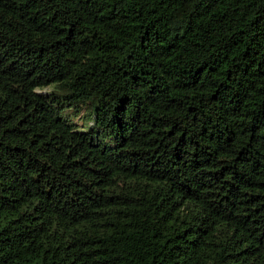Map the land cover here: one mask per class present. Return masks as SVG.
<instances>
[{"label":"trees","instance_id":"obj_1","mask_svg":"<svg viewBox=\"0 0 264 264\" xmlns=\"http://www.w3.org/2000/svg\"><path fill=\"white\" fill-rule=\"evenodd\" d=\"M0 264H264V0H0Z\"/></svg>","mask_w":264,"mask_h":264}]
</instances>
